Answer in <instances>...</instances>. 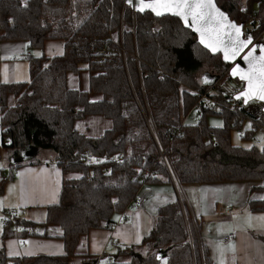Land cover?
I'll list each match as a JSON object with an SVG mask.
<instances>
[{"label": "trees", "instance_id": "obj_1", "mask_svg": "<svg viewBox=\"0 0 264 264\" xmlns=\"http://www.w3.org/2000/svg\"><path fill=\"white\" fill-rule=\"evenodd\" d=\"M215 1L238 23L257 17L256 31L263 29L259 41L264 43V0ZM135 26L133 33L130 10L125 7L122 14V0H0V43L18 41L41 50L27 56L28 81H0V153L7 149L15 155L26 145L50 151L64 176L59 200L47 214L48 225L59 231L64 253L9 259L0 245V264L95 262L86 248L89 230L109 228L113 215L132 201L142 184L173 183L165 165L155 160L158 152L142 113L146 104L181 187L251 181V192L261 197L249 199V209L264 212V144L239 148L230 140L231 130L242 127L245 116L201 106L193 119L180 123L205 89L206 79L217 75L212 72L222 74L228 64L200 46L177 17L137 13ZM112 34L116 43L123 39L128 51L136 50L142 59L137 64L128 55V71L119 61L78 56L71 45L73 40L86 43ZM48 41H60L62 52L46 55ZM204 65L214 70L196 78ZM83 71L86 87L70 86V77L79 80ZM209 115L221 116L223 125H209ZM91 116L107 120L109 127L98 135L79 131L76 125ZM248 122V132L241 136L253 142L256 134L264 140V112ZM86 151L122 159L85 164ZM5 181L0 179V193ZM189 221L188 229L179 201L162 205L148 234L138 244L118 249L105 264H159V250L166 264H215L199 224L196 221L194 228Z\"/></svg>", "mask_w": 264, "mask_h": 264}, {"label": "crops", "instance_id": "obj_2", "mask_svg": "<svg viewBox=\"0 0 264 264\" xmlns=\"http://www.w3.org/2000/svg\"><path fill=\"white\" fill-rule=\"evenodd\" d=\"M26 49L30 53L21 42H1L0 56L24 53ZM62 50L60 41L45 44L46 55L59 54ZM12 62H9V82L16 81ZM0 81L6 82L1 77ZM12 155V151L1 149L0 179L6 177V181L0 193V215L4 209H11L14 224H0V245L9 259L63 254L59 231L47 223L49 206L59 200L64 178L62 168L50 151L38 149L28 160L18 163L12 162ZM171 185L172 190L152 185L151 189L142 191L145 198L142 207H125L113 215L109 228L89 230L86 248L95 257V262L90 264L108 263L118 249L138 244L150 231L158 209L179 200ZM252 185L251 181H224L187 185L184 190L181 187L215 264H264V212L249 209V199L261 197L258 191L251 192ZM228 234L233 237L225 241Z\"/></svg>", "mask_w": 264, "mask_h": 264}, {"label": "built area", "instance_id": "obj_3", "mask_svg": "<svg viewBox=\"0 0 264 264\" xmlns=\"http://www.w3.org/2000/svg\"><path fill=\"white\" fill-rule=\"evenodd\" d=\"M128 7L130 10V17H131V31L134 33L135 31V24H136V14L131 7L126 5L123 0H122V14L124 11V8ZM120 31H124L123 25L121 26ZM259 37H254L255 41H258ZM86 44V45H84ZM117 45L115 46L112 40L111 35L108 36H95L93 38H90L87 40L86 43L79 42L78 40H73L71 42V45L75 51V53L80 56L82 54L84 55H90L93 61H105L108 59L113 60V62L119 61L121 65L125 68L126 71L127 69V56L131 55L133 59L136 61L138 64L140 62V57L136 55V50L132 54L128 51L126 44L124 43L123 39L119 41V43H116ZM25 54H29V50L26 49L24 52ZM231 65H228L227 68L224 70V72L221 75H217L218 77L208 86L205 87L203 91L199 93V97L197 102L191 107V109L186 113L183 119H181V125H183L187 120L193 119L198 110L197 108H211V107H223V106H231L232 110L237 111L242 113L246 120H252V119H257L261 115L262 108H263V103L259 100L255 99H250L247 101V103H243V100L240 99H234L233 96L240 93L241 91L244 90V82L235 80V85L234 86H229L227 84V80L230 79L229 76V69ZM216 96H218L220 99H217ZM224 102V103H222ZM139 107L142 110V105L139 103ZM201 104V105H200ZM147 108V104L145 105ZM144 121L146 123V126L150 132V135L156 145V149L158 152V155L156 156L155 160L156 162H162L166 169L168 170L170 176L172 177L173 180V185L178 192L179 195V202L181 203L184 218L187 221V226L189 229L188 225V219L192 221L194 228H196V220L191 214V211L186 203L185 198L183 197L182 189L180 184L177 182L176 177L174 175V172L171 167V163L167 154V148L163 144L159 134L157 127L155 125V122L153 120V117L151 116V113L149 111V107L147 108V112H144L142 110ZM175 119V118H173ZM177 123V122H176ZM179 123V124H180ZM258 129H263L262 126H259ZM248 132V129L246 128H238L237 133L241 136L244 135ZM180 133L177 131V134ZM252 140L255 143H262L264 140L261 136L254 134L252 136ZM84 163L89 164V163H99L104 161L105 159L108 160H113L116 162L121 161V157L117 154L115 155H110L108 158H105L103 156H93V154L90 151H86L84 154ZM151 189V187L147 184H142L140 190L136 193L135 197L132 199V201L126 206V208H134L138 209L143 206V202L145 201V198L142 194V191H147ZM181 192V193H180ZM190 222V221H189ZM0 223L2 225H13L14 224V217H13V211L11 209H4L1 212L0 216ZM233 237V234H228L224 236L225 241H230L231 238Z\"/></svg>", "mask_w": 264, "mask_h": 264}, {"label": "water", "instance_id": "obj_4", "mask_svg": "<svg viewBox=\"0 0 264 264\" xmlns=\"http://www.w3.org/2000/svg\"><path fill=\"white\" fill-rule=\"evenodd\" d=\"M123 2L131 7L137 13L149 12L155 17H162L166 15L177 17L182 25L188 28L192 33L195 34L197 42L209 51L211 54H220L222 62L230 66L229 76L231 79H236L244 82V90L240 93L233 96L234 99H242L245 104V98L241 93H245L249 89V82L247 79H242L241 76H248L252 74V71H256L254 83L259 84L260 72L259 67L261 64V49L264 48V43L260 41H255L252 33L248 30H244V24L242 22L238 23L234 19H231L228 13L222 10L215 0H211L210 6L207 9H204L205 13H210L205 15L203 19L197 18L195 25L193 24L192 15H186L182 17L181 15L175 14L173 11H166L162 6H158L157 10L161 13L157 15L152 8L145 7V5L151 4L154 0H132V3H129L128 0H123ZM188 4L203 3L208 4L209 0H187ZM214 6V8L212 7ZM143 8V11L139 10ZM216 10H219L217 12ZM197 11H199L197 9ZM223 13V17L219 15ZM235 25V28L231 27ZM239 29L238 38L240 41L245 43L239 46V50L235 56H232L231 53L236 51L237 44V32L236 29ZM201 40L204 42L202 43ZM207 45V46H206ZM225 51L229 53V58L225 59ZM251 52V56H249ZM245 57H248L246 60ZM255 58V59H253ZM251 65V67H250ZM236 69V74H233V69ZM218 76L214 75L209 79H206V86L210 85ZM239 97V98H238ZM255 99L263 103L262 111L264 112V100H260L255 96H250L248 100ZM38 149L31 145H26L23 148L19 149L15 155H12L13 163H18L21 161H26L28 158L34 155ZM157 259L161 258V251L157 252Z\"/></svg>", "mask_w": 264, "mask_h": 264}, {"label": "rangeland", "instance_id": "obj_5", "mask_svg": "<svg viewBox=\"0 0 264 264\" xmlns=\"http://www.w3.org/2000/svg\"><path fill=\"white\" fill-rule=\"evenodd\" d=\"M244 1V0H243ZM260 25V20L255 17V18H251L248 21H246V23L244 24V28L245 29H249L250 32L252 33L253 37H259L258 40H260V38L262 37V35H260L263 32V29H261L260 31H256V29L258 28V26ZM112 40L114 45L116 46V42H115V36L112 34L111 35ZM264 39V37L262 38ZM127 47V45H126ZM30 49V53L29 54H25V53H18V54H11V55H4V56H0V77L1 80L9 82L7 77L9 76V62H12L13 64V69L15 68V78L14 80L16 81H28L29 80V68H28V61H27V56L31 55V56H35V55H39L41 53V50L39 49H35V48H29ZM128 49V47H127ZM129 50V49H128ZM137 56H139L138 53H136ZM13 56H16V58L14 59ZM13 58V60H10L9 58ZM142 59L140 58V61ZM213 67L211 68L209 65H204L202 68L198 69V71L196 72V78H200V76L202 75L203 72L205 71H213ZM215 73L217 75H221L218 72H212V74ZM236 80V79H235ZM234 79H228L227 80V84L229 86H234L235 85V81ZM69 84L72 87H81V88H85L86 87V73L83 71L80 74V79L78 80L77 78L71 76L69 79ZM148 108V106H147ZM225 111V110H232L231 106H227V108L225 109V106H223L221 108V111ZM226 112V111H225ZM207 122L209 125L213 126V127H219L223 125V118L219 115H209L207 117ZM248 120H244L242 123V128H248L249 124H248ZM109 127V122L101 117H97V116H91L90 118H88L87 120H83L81 122L78 123V125H76V128L83 132L86 133L87 135H98L100 134L104 129ZM264 137V136H263ZM0 139H1V134H0ZM230 140H231V144L233 146L239 147V148H247L249 146H251L252 144H264L263 142L261 144L259 143H254L251 140L244 138L242 136H240L237 133V127L233 128L230 132ZM1 143V141H0ZM71 177V176H68ZM156 187H164V188H169L170 190H172V185H153ZM186 188L183 187V190ZM1 216V215H0ZM192 227H194L192 221L190 220ZM1 224V223H0ZM82 250V247H81ZM166 258L163 256L161 257L160 263L159 264H166L165 262Z\"/></svg>", "mask_w": 264, "mask_h": 264}, {"label": "snow or ice", "instance_id": "obj_6", "mask_svg": "<svg viewBox=\"0 0 264 264\" xmlns=\"http://www.w3.org/2000/svg\"><path fill=\"white\" fill-rule=\"evenodd\" d=\"M129 3H132V0H128ZM211 0H209L208 4L203 3H196V4H188L187 0H154L153 3L145 5V7H150L152 10L157 14L160 15L161 13L157 10L158 6H162L166 11H173L177 15H181L182 17H186V15H192L193 18V24L195 25V21L197 18L203 19L205 15H208L210 13H205L204 9L209 8ZM214 8V6H212ZM197 9L199 11H197ZM139 10L143 11V8L141 7ZM219 12V10H216ZM221 17H223V13H219ZM231 27L235 28V25H231ZM237 32V44H236V51H233L231 53L232 56H235L237 54V51L239 50V46L244 44V41H240L238 38L239 29H236ZM203 43L204 41L201 40ZM207 46V45H206ZM261 64L259 67L260 72V80L259 84L254 83L256 71L253 70L251 75L244 76L242 75V79H247L249 82V89L245 93H241L242 96L245 98V103H247L248 98L250 96H255L256 98L260 100H264V48L261 49ZM249 56H251V52H249ZM229 58V53L225 51V59ZM247 60L248 57H245ZM255 59V58H253ZM251 67V65H250ZM236 69H233V74H236ZM239 98V97H238ZM139 242V237H137V243ZM11 254V253H10Z\"/></svg>", "mask_w": 264, "mask_h": 264}]
</instances>
